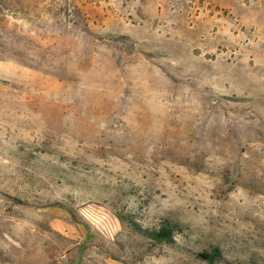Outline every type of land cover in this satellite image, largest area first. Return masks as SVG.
Returning <instances> with one entry per match:
<instances>
[{"label":"rangeland","instance_id":"obj_1","mask_svg":"<svg viewBox=\"0 0 264 264\" xmlns=\"http://www.w3.org/2000/svg\"><path fill=\"white\" fill-rule=\"evenodd\" d=\"M64 262L264 264V0H0V264Z\"/></svg>","mask_w":264,"mask_h":264},{"label":"trees","instance_id":"obj_2","mask_svg":"<svg viewBox=\"0 0 264 264\" xmlns=\"http://www.w3.org/2000/svg\"><path fill=\"white\" fill-rule=\"evenodd\" d=\"M173 228L169 224H164L158 229L145 230L144 234L146 237L156 240L157 242H170L173 236ZM219 255L218 250H213L212 252L201 253L198 255L204 262H214L215 258Z\"/></svg>","mask_w":264,"mask_h":264},{"label":"crops","instance_id":"obj_3","mask_svg":"<svg viewBox=\"0 0 264 264\" xmlns=\"http://www.w3.org/2000/svg\"><path fill=\"white\" fill-rule=\"evenodd\" d=\"M50 224L51 229L55 233L71 236L72 238L78 236L80 233H83L80 226H76L70 222L68 214H65L60 219L53 220Z\"/></svg>","mask_w":264,"mask_h":264},{"label":"built area","instance_id":"obj_4","mask_svg":"<svg viewBox=\"0 0 264 264\" xmlns=\"http://www.w3.org/2000/svg\"><path fill=\"white\" fill-rule=\"evenodd\" d=\"M64 258H65V257H62V260H64ZM64 264H65V262H64Z\"/></svg>","mask_w":264,"mask_h":264}]
</instances>
